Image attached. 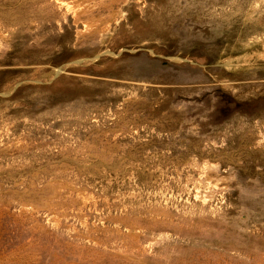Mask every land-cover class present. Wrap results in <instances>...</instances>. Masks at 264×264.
<instances>
[{"label": "rangeland", "instance_id": "rangeland-1", "mask_svg": "<svg viewBox=\"0 0 264 264\" xmlns=\"http://www.w3.org/2000/svg\"><path fill=\"white\" fill-rule=\"evenodd\" d=\"M3 59L0 264H264V0H0Z\"/></svg>", "mask_w": 264, "mask_h": 264}, {"label": "bare ground", "instance_id": "bare-ground-1", "mask_svg": "<svg viewBox=\"0 0 264 264\" xmlns=\"http://www.w3.org/2000/svg\"><path fill=\"white\" fill-rule=\"evenodd\" d=\"M47 28H53V26L52 25H42V26H40L33 34H31L30 35V37L31 36H38L39 34H41L42 33V31L44 30V29H47ZM48 30V29H47ZM29 36V35H28ZM46 43V42H45ZM12 47V46H11ZM14 49V48H13ZM25 51V50H24ZM5 54H6V51H5ZM19 55H21V54H19ZM24 56H17V60H19V59H22ZM11 63V59H7V60H4L3 59V61L1 60L0 61V64H10ZM5 71V70H4ZM13 70L11 69V70H7L6 72H5V74H8V73H10V72H12Z\"/></svg>", "mask_w": 264, "mask_h": 264}]
</instances>
